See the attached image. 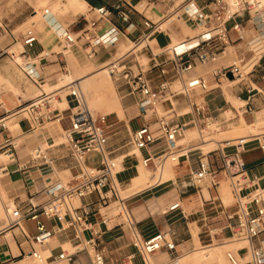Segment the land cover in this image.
I'll return each mask as SVG.
<instances>
[{
    "label": "built area",
    "instance_id": "1",
    "mask_svg": "<svg viewBox=\"0 0 264 264\" xmlns=\"http://www.w3.org/2000/svg\"><path fill=\"white\" fill-rule=\"evenodd\" d=\"M200 0H184V11L188 21L201 28V40L195 44L178 48V46L160 45L158 36L168 37L163 28L162 20L145 19L144 30L132 41L130 49L106 64V70L115 83L121 99H130L142 118L141 126L134 129L130 135L129 145L141 155L140 163L145 168L161 171L169 161L177 162L187 158L197 150L201 152L198 166L191 172V177L199 188L209 182L219 186L220 172L214 169L209 160L212 152L205 154L203 150L191 145L180 144L182 133L190 128H196L203 138L207 128L214 126L217 130L225 129L232 119L221 118L219 110L214 109L207 96L220 88L225 81H244L245 67L249 55L254 54V40L248 37L246 25L240 20L242 12L246 11L251 18H264V4L249 0H210L204 8L198 5ZM92 19H86V25L78 32L71 28L56 26L57 34L63 44V50H69L81 43L85 55L94 59L101 50L116 48L132 23V14L136 9L125 1H118L110 6L91 8ZM49 14V10H46ZM115 17L125 28L112 22ZM105 22V27L100 24ZM172 27V25H171ZM198 39V38H196ZM15 42L22 44L19 53H8L14 60L29 59V51L39 43V37L33 29L27 30ZM242 43L241 52H236L230 62L222 63L230 56V48ZM187 44V42H186ZM65 56L64 53L43 51L39 58L49 61L53 57ZM63 71L68 72V65L63 62ZM35 83L37 73L30 63L22 65ZM199 68L209 71L198 73ZM208 75L211 79H208ZM38 84V83H37ZM212 84H216L215 87ZM39 87H41L39 85ZM67 109L54 107L56 101L62 99L59 90L41 94L33 100L22 102L14 114L28 119L31 130L42 127L48 122L60 125L68 122L64 129L67 144L80 170L65 184H52L39 192L30 195L25 201L15 203L11 208L4 203L6 211L5 226L0 230V237L7 231L21 227V222H36V233L27 238V246L20 244V255L11 256L0 264H14L20 258H29L36 264H57L59 262H74L81 254L87 256L86 262L80 264H106V253L102 242V233L97 228V222L92 221L97 204L107 205L111 197L119 199L116 184L123 170V162L129 157H136L135 152L120 154L126 146L113 148L110 146V131L115 126L109 123L110 115H96L89 108L84 93L77 82L67 84ZM246 113L253 114L250 104H246ZM151 117L148 121L147 118ZM14 138H8L0 146L1 153H9L15 160L16 148ZM240 143H245L241 140ZM229 145V144H228ZM230 146V145H229ZM162 147V148H161ZM159 148V150H153ZM99 156L98 165L87 163L89 156ZM44 162L52 160L42 154L38 157ZM121 159V160H120ZM223 167L232 181V193L235 199L232 216L238 223L232 228L234 242H246L250 254V264H264V248L257 241L264 232V189L254 186L245 188L240 180L244 171L240 165L238 154L223 155ZM139 162V161H138ZM122 166V169L120 168ZM23 168H26L23 167ZM8 165L0 166V179L8 174ZM98 195V200L82 203L88 196ZM180 209V203L171 206L170 210ZM132 229L134 225L130 215ZM53 221L49 228L42 219ZM74 232V242L71 249L61 248L56 255L44 257L41 248L52 238ZM87 233L84 237L83 234ZM133 244L138 249L144 263L151 256L162 251L175 252L176 244L171 232L161 231L146 239L132 234ZM25 247V248H24ZM133 257V256H131ZM230 264H244L237 252L226 253ZM132 259V258H131Z\"/></svg>",
    "mask_w": 264,
    "mask_h": 264
},
{
    "label": "crops",
    "instance_id": "2",
    "mask_svg": "<svg viewBox=\"0 0 264 264\" xmlns=\"http://www.w3.org/2000/svg\"><path fill=\"white\" fill-rule=\"evenodd\" d=\"M118 1H125L136 9V11H134L132 14L131 26L128 30H126L122 37V40L125 38L126 41H123L120 44V49L116 47L110 50V56L113 55L114 57L124 53L130 47L128 44H131V42L136 39L144 30V20L146 18L149 19L146 12L140 11L138 9L144 5V0H79L81 5L84 6V9H88V13L87 15L82 14V16L76 18L67 28H71L73 31L82 30L86 23L81 24V21H86L85 18L92 19L94 17V13L90 11L91 8L110 6L117 3ZM208 1L210 0H200L198 5L205 8ZM1 13L3 18L0 16V146L5 142L6 139L14 138L13 131L10 128L11 123L15 122L19 125V128H17V131L20 133L19 136H23L24 134L34 131L31 130L28 119L22 115L14 114V112L22 102L27 103L36 98V96L39 95L37 94L38 91L41 94L42 90L44 89L42 84L39 83V80H42L46 85L49 84L53 86L61 84L64 81V77L66 75H69L72 81H80L90 74V72H86L84 68L81 69L79 67L73 70L76 79L73 77V72L65 74V72L62 70L63 62L67 63V61L64 59V56H59V58L63 60L62 62L58 60L57 57H53L55 60L51 58L49 61H41L39 58L40 54L43 51H47L50 46L46 43H42L39 40V43L29 51V59L22 58L26 60V63H30L32 70L37 73L38 77H36L35 80L38 84L35 83L34 79L27 74L22 65L8 54V47L10 46L8 40L9 37L13 40V43L15 42V38H21H18L14 34V31L25 24L27 17L23 12L19 13L18 10L13 11L7 8H2ZM173 15L176 17L177 14ZM173 15H170L162 21L168 20ZM240 20L247 27L248 37L253 39L255 41L254 43L262 42L264 38H262L261 35L264 31L262 30L264 24L261 22V20H256L254 17L251 18L250 14L246 11L241 13ZM112 22H115L118 26L125 28V26H123V24L115 17H112ZM173 22L174 20H171L167 27H171ZM55 24L56 26L64 28V24L59 20ZM105 25V22H102L99 27L103 29ZM258 30H261L259 31V36L255 38L249 36V33L253 34L258 32ZM200 33L201 31L197 34L192 31V34H187V37H182L183 33L180 32L168 34V37H166L167 44L170 46H178V48H185L186 46L191 44L193 45L201 40L199 36ZM167 44L162 46H166ZM242 49V43L232 46L230 48V56L227 58V60H223L222 63L230 62L232 56L235 55L236 52H241ZM70 52L71 51L69 50V53ZM101 53L104 54L105 51L101 50L97 56H99ZM254 56L255 51L253 56L249 55V60ZM105 58L110 57L100 56L96 58L93 65L96 66L100 63L103 64V60ZM110 60L112 59L110 58ZM109 61L100 67L103 68V66H105ZM47 64L51 65L49 66ZM57 66L61 69V71H63V76H59L57 72ZM198 70V73L203 74L209 71V69L202 70V68H199ZM246 74H250V80L246 79L239 82V87L235 91L238 100L243 102V106L240 107V113H242L243 118L240 119V113L236 112L235 118L232 119V122L229 124V126L233 123L234 119H236L235 123L241 127H250L254 128L253 130H255V126L258 125L259 132L250 133L247 136L234 139V142L229 140L230 143H227L224 147L212 151V154L209 155V160L212 167L221 171L219 176V186L214 187L210 183L205 182L202 188H199L194 183L191 177V172L198 166L199 158L202 157L201 152L197 150L196 152L191 153L187 158H182L179 163L172 165L171 178L166 181L156 183L153 186L127 198L124 201V206L130 215L135 232L132 229L130 219L125 215L124 209L121 208V211L119 208L120 205L123 207L120 199H118V201L115 203H112L110 199L107 205L97 204L95 206V214L92 217V221L97 222V228L100 233H102L101 239L107 250L106 264H129V262L132 264H147L144 263V260L138 252V249L133 244L134 237L132 234L134 233L141 239H146L161 231L171 232L172 234V240L176 244V251H162L155 253L151 256L148 264H183L182 262H184V264H208L206 260H210L209 258H198L191 260V257L195 255V252L199 248L213 246L207 245L208 242H213L214 240H218L220 242L225 241V243L221 244L223 247V252L228 246L243 243L234 242L232 239V228L238 223L237 218L231 215L234 209V204L228 206L225 205L220 194L222 188L220 184L225 180L226 177H228L226 172L221 170L223 167L222 157L226 153L225 148L228 144L230 146H235L238 141L244 139L246 145L238 155L240 165L244 171L243 176H239L240 182L245 186V188L254 186L252 189L256 187L264 189V131H261L264 129V47L252 70ZM235 82L236 81H233L231 83ZM39 85L41 87H39ZM212 86L215 87L216 84H212ZM224 93L225 91L220 85L219 89H216L213 93L207 96V100L210 101V105L213 108L217 107L214 109L219 110L220 112H222V110L225 108L223 105V97H225ZM66 101L68 100L66 99ZM122 103L124 108V116L122 117L118 114L117 122L118 124L122 125L125 132L131 135L132 131L134 130L133 123L135 121H139L140 124H142L144 121L142 118H139L138 110L136 106L132 104L130 99H122ZM246 104H250L251 108L254 110L253 114L250 115L246 113ZM68 107L69 103L67 102V107L64 109H67ZM220 117L223 118L225 116L221 113ZM11 119L13 120L11 121ZM150 119L151 117L147 118L148 121ZM59 126L62 130H64L66 127H68V122ZM195 129L196 128H190L184 132L187 142L182 141V144L191 143L193 140H195ZM115 135H117V133L113 134L110 131V146L113 148L120 146V142L113 141V137H115ZM14 139L15 147L17 150H19V152L16 151L15 160H10L8 163L9 172L5 177L1 178V185L3 186L5 193L14 198L16 203H21L25 201L30 195L39 192L43 188L51 186L52 184L45 185V182L48 181L47 173L50 169H54L55 174H58L60 171L64 176H74L80 170V166L74 157H72V161L65 164L64 162L60 161L63 159V157L59 158L60 154L63 153L61 150H50L51 148L61 145L62 143L52 145L46 149L49 157L54 159V162L48 169L43 170L40 168L42 159H32L30 152L37 151L45 142L46 137L43 135V131H41L40 134H36L34 139L25 140L24 137L19 141L17 140V137ZM35 143H37L39 146L35 147ZM191 146L198 147L203 150L200 144H193ZM30 148L31 151L28 152V149ZM156 149L157 148H154L153 150L155 151ZM157 150H159V148ZM230 150L233 151L234 147H231ZM121 152L122 151H119L118 155ZM141 155L144 157L146 154L144 152ZM1 156L2 155H0V157ZM2 162H4V160H1L0 158V163ZM140 165L141 163L139 156H137V158L133 156V161L130 158L124 160L123 170L119 176L128 173L129 177L128 179L122 181L123 185L128 186L129 188L130 181L140 175ZM25 166L26 168H23ZM148 169L150 170L151 168ZM137 173L139 175H137ZM119 176L118 181L120 182ZM205 185H207L206 191H204ZM98 199V195L95 194L88 196L85 200H82V203L95 202ZM176 203H180V209L171 211V206ZM121 214L123 216H120ZM45 222H47V226L49 228L54 224L53 221H48L46 219ZM26 225L31 234L27 232L26 233L29 236H33L36 232L34 233L32 231L30 222H26ZM10 234L15 240L20 252L19 245L27 243L26 235L23 233L21 227L13 229ZM83 236L86 237L87 233H84ZM2 238L3 237H0V247L1 245H4ZM56 240L59 243V248H55L54 243ZM73 242V231L58 235L52 238L51 241L47 242V247L43 249V253L50 252L49 256L51 254L56 255L61 251V248L68 245L70 246ZM257 243L264 248V232L261 234ZM241 248L246 247L242 246ZM57 249H59V251H57ZM236 252L238 256L242 258V262L244 264H250V260H248V258H250V254L248 253L247 249L240 250L239 248ZM14 253L15 252L12 248L7 247L6 253L3 255L6 257L8 256L9 258L11 256H18ZM189 256L190 258H188ZM5 260L6 259L3 258L2 253L0 252V262ZM86 261L87 256L85 254H81L75 258L74 262L68 264H80V262ZM210 261L214 264L212 260ZM17 264L31 263L25 259H22L17 262ZM223 264H226L225 259Z\"/></svg>",
    "mask_w": 264,
    "mask_h": 264
},
{
    "label": "rangeland",
    "instance_id": "3",
    "mask_svg": "<svg viewBox=\"0 0 264 264\" xmlns=\"http://www.w3.org/2000/svg\"><path fill=\"white\" fill-rule=\"evenodd\" d=\"M251 1V0H249ZM184 0H144V5L139 7L138 9L140 11H144L146 12L148 18L150 20L153 21H159V20H164L167 17H169L170 15L173 14H177L176 17L173 15L170 19L174 18V22L172 23V27H167L166 30L168 32V34H172V33H183L182 37H187L188 35H190V33L192 34V31L195 32L196 34L199 33L201 31L200 27H196L194 26V24L190 21L187 20L186 16H185V11L184 9ZM2 8H7V9H11L13 11H17L19 13L23 12L26 17L27 20L25 22V24L17 29H15L14 34L20 38L22 36V34H24L27 30L29 29H33L38 37L39 40L42 43H46L50 46L49 49H47V51L49 52H55V53H64L63 52V44L62 41L60 40V38L58 37L57 34V29H56V22L59 20L64 24V28H67L70 24H72V22L76 19L79 18L80 16L83 15H87L88 13V9H84V6L81 5V3L79 2V0H0V16L2 17ZM46 9H50L51 13L50 14H45L44 11ZM70 9V10H69ZM54 10V11H53ZM35 11H39V16L35 19L32 18V16L34 15ZM86 23V21H81V24ZM77 29V28H76ZM188 31V32H187ZM259 31L256 33H249V36H251L252 38H255L257 36H259ZM76 32H78V30H76ZM188 34V35H187ZM9 44L10 46L8 47V51L10 53L15 52V53H19L20 50H22V44L21 42L13 43V40L9 37ZM126 41L125 38L120 41V44ZM158 41L161 45H165L167 44V38L163 35L158 36ZM120 44L117 46L118 49H120ZM128 46H132V44H128ZM70 53L65 52L64 53V59L67 61L68 64V72H66L65 74H69L70 72H73V77L76 79L75 77V73H74V69L79 67L81 69L84 68V70H86V72H90L89 75H91L92 73H94L95 71L97 72L100 68L101 65H103L104 63H106L107 61L110 60V58L113 60L117 57L114 58V56H110L111 51L107 50L105 51V53H101L99 56L95 57L94 59H89L85 53L84 50L80 44H77L76 46H74L73 48L70 49ZM117 53V52H116ZM115 53V54H116ZM105 57L108 56L110 58H105L103 61L104 63H100L99 65H93L94 61L96 60V58L98 57ZM55 60V58H53ZM52 59V60H53ZM111 60V61H112ZM16 61L18 63H20L21 65H24L26 63L25 59H20L19 56L17 57ZM47 65H51V64H47ZM58 67V66H57ZM56 67V68H57ZM90 67V68H89ZM88 68V69H86ZM104 69V66L103 68ZM57 72L59 74V76H63V71H61V69L58 67ZM88 75V76H89ZM245 78L250 80V74H245ZM208 79H211V76L208 75ZM71 78H69V80H67L65 83L67 82H71ZM81 82V81H79ZM240 81L237 80L235 83H230L229 81H225L224 84L228 87H223L224 91H225V97H223L224 100V110H222V112H218L219 114L222 113V115L224 114L225 117L223 118H235V114L236 112L240 113V107L243 106V102L239 101L237 98V94H236V90L239 87V83ZM39 83L42 84L43 89L45 92H49L50 90L47 88L46 84L43 83L42 80H39ZM109 83H110V87H104L102 88L100 91H94L91 90L90 88H87L86 86H83V92L86 96V100L89 103L90 108L93 110V112L96 115H110V118L108 120L109 123H114L115 126L113 127V129L111 130V133L115 134L117 133V135H115V137H113V141L114 142H120V146H126L121 154H125V153H132L134 152V149L131 148V146L129 145L130 142V135L129 133L125 132L124 128L122 127L121 124H118V110L119 108L122 109V111L124 110L123 108V103H122V99L121 96L119 95V93L117 92L116 86L114 81L112 80V78H110L109 76ZM112 90H114L117 95H118V99L115 101H111V102H106V98L110 96V94L112 93ZM62 94H60V96H62V98L64 100H66L65 96L67 94L66 90H62L61 91ZM229 92V95H228ZM37 94H40V92L38 91ZM111 106L115 112L114 113H109V106ZM54 107H58L57 102L54 103ZM217 108V107H214ZM264 109V108H263ZM124 116V115H123ZM243 118L242 113H240V119ZM13 119H11L12 121ZM235 120L233 121V123L225 129L222 130H217L214 126H211L210 128H207L204 133H203V138H200V134L199 132L195 129V133H196V138L195 140H193L191 143H184V144H191V145H205L207 139H216L219 141V145L216 147V150L219 149V147H224L225 144L230 143L229 140H232L231 142H234V139L243 137V136H247L250 133H257L259 132V126L256 125L255 126V130H253L254 128H250V127H243L241 128V126L237 125V123H235ZM139 121H135L133 123V127L134 129L138 128L141 126V124ZM12 125V126H11ZM10 128L13 131V137H17V140L19 141L20 139H22L23 137L26 139H34L36 134H40L43 128L46 127H53L54 130L56 131L57 127H58V123L56 122H48L46 124H44L42 127L36 128L33 132L24 134L23 136H19V132L17 131V127H16V123L14 122L13 124L11 123ZM117 125V126H116ZM243 126V125H242ZM261 131H264L261 130ZM57 135L61 141V145H58L56 147L51 148V151H56V150H61L60 157L62 158L60 161L66 163H69L70 161H72L71 159H73L72 157V152L70 150L69 145L67 144L65 135H64V130L61 129H57ZM15 141V139H13ZM181 141H186V136L185 134L183 135V137L181 138ZM209 141V140H208ZM241 141V140H240ZM181 143V142H179ZM246 143H240L237 142L235 146H229L227 145V147L225 148V154L226 155H233V154H240L241 150L244 149ZM39 145L37 143H35V147H38ZM234 147V150L231 151L230 148ZM49 150V151H50ZM17 152H19V150H16ZM31 151V148L28 149V152ZM70 153V154H68ZM66 154V155H65ZM68 154V155H67ZM137 154V153H136ZM120 156V154L118 155ZM33 157V156H31ZM130 159H132L133 161V156L129 157ZM30 159V158H29ZM1 160L6 161V158L3 157ZM121 160V159H120ZM100 162V158L99 156H89L87 163L90 165H98ZM63 163V164H64ZM172 163V162H171ZM6 164V163H5ZM168 162V164L166 165L164 172L162 174H160V171H153L152 169H145L142 165L139 166V174L141 173V171H144L147 176L150 179L153 178H157L160 177L161 175H163L165 173V171L172 167ZM1 166V165H0ZM40 168L45 170L50 168V165L45 163L43 160L41 161V165ZM122 169V166L120 167ZM80 169V167H79ZM59 171V170H58ZM52 174V175H51ZM137 173V175H139ZM49 176V177H48ZM151 176V177H150ZM73 176H64L60 171L58 172V174H55V170L54 169H50L47 173V178L48 181L45 182V185H49V184H63L68 182ZM129 174L125 173L119 176L120 179V184H118V190H119V198L122 200V197H124V192L128 190V186L123 185L122 181L128 179ZM50 178V179H49ZM169 179V178H168ZM166 179V180H168ZM1 180L0 179V212H2L4 214V210H3V204L13 201L14 198L10 197L8 194L5 193L3 186L1 185ZM165 180V181H166ZM240 180V178H236L235 181ZM131 182V181H130ZM209 183V182H208ZM122 184V185H121ZM130 184V183H129ZM232 181L230 177H226L225 180L220 184L221 191V197L223 199V202L225 205H231L235 203V199L232 193ZM207 190V185L204 186V191ZM130 194V193H128ZM127 194V195H128ZM122 196V197H121ZM229 196V198H228ZM126 200V199H125ZM125 200H122V203H124ZM2 201V202H1ZM111 201L112 203H115L118 201L117 198L111 197ZM119 205V204H118ZM120 210L122 211L121 208H123L121 205L119 206ZM118 208V209H119ZM120 216H123L122 214ZM4 221H5V214H4ZM42 221L44 223L45 219H42ZM30 227L32 229V231L35 233L36 232V222L32 221L30 222ZM6 234L2 235V242L4 243V245H1L0 247V252L2 253V256L4 259H8L9 257L3 255L4 253H6L7 247H10L13 249V251L15 252V255H19V248L15 242V240L12 238L11 234L8 237H4ZM231 242V241H230ZM225 243V241L220 242L218 240H214L213 242H208L207 245H219ZM55 248H59V243L56 242L54 243ZM248 244L246 242H243L242 244H238V245H233V246H228L224 249L223 252V258L225 259L226 264H230L229 261L227 260L226 257V253L229 251H233L236 252L239 248H241L242 246H247ZM24 246H27L26 243H24ZM47 246H44L41 249H45ZM64 249H71V245L70 246H65L63 247ZM57 251H59V249H57ZM43 256L45 257V255L43 254ZM210 260L213 261V258H209ZM210 260H206L208 262V264H213ZM248 260H250V258H248ZM29 262H33V264H36L34 262V260L30 259ZM214 262V261H213ZM224 262V261H223ZM184 264V262H182ZM222 263V262H221ZM218 262H214V264H221ZM129 264H132L131 262H129ZM223 264V263H222Z\"/></svg>",
    "mask_w": 264,
    "mask_h": 264
},
{
    "label": "bare ground",
    "instance_id": "4",
    "mask_svg": "<svg viewBox=\"0 0 264 264\" xmlns=\"http://www.w3.org/2000/svg\"><path fill=\"white\" fill-rule=\"evenodd\" d=\"M252 2H259L261 4H264V0H251ZM46 10H49V14L51 13L50 9H46ZM46 10L44 11V13L46 14ZM70 10V9H69ZM54 11V10H53ZM39 11H35L34 15L32 16L33 19L37 18L39 16ZM175 17H173L172 19H168V20H165V21H162V24H163V28L166 30L167 26L170 24V21L171 20H174ZM257 20V19H256ZM254 21V20H253ZM264 22V18L262 20ZM264 24V23H263ZM264 30V25H263V29ZM262 34V33H261ZM262 38H264V31H263V34L261 35ZM132 44V42H131ZM131 47V46H130ZM130 47L128 48V50L130 49ZM253 47H254V51H255V56L253 58H251L249 60V62L247 63L246 67H245V73H248L252 70V68L254 67L255 63L258 61L259 59V55L261 53V51H263V47H264V39L262 40V42H256L253 44ZM70 50V49H69ZM69 50H63V52H68L69 53ZM128 50H126L125 52H127ZM124 52V53H125ZM122 53V54H124ZM122 54L120 55H117L115 57H118V56H121ZM114 57V58H115ZM20 58V57H19ZM22 59V58H20ZM111 61V60H110ZM109 61V62H110ZM106 66V65H105ZM104 66V69L100 68L97 72L95 71L94 73H92L91 75L81 79L79 81L77 80H74V81H71V82H77L78 86L80 87L81 91L83 92V86H86L87 88H90L91 90H94V91H100L102 88L104 87H107L109 86L110 87V83H109V74L106 70V67ZM70 76L69 75H66L64 77V81L59 84V85H49L47 84V88L50 90L48 93H53V92H56L59 90V94H62V90H66V88H64L67 84L71 83V82H67L65 83L67 80H69ZM111 78V77H110ZM72 80V79H71ZM231 83V81H230ZM226 85L223 84L221 85V88L225 87ZM68 91V90H66ZM84 93V92H83ZM85 95V94H84ZM86 97V96H85ZM62 98V96H61ZM66 98V96H65ZM67 99V98H66ZM87 99V98H86ZM118 99V95L117 93L112 90V93L110 94L109 97H107L105 100L106 102H113L115 100ZM58 106H59V109L60 110H63L64 108L67 107V102L66 100H64L63 98L56 101ZM89 105V103H88ZM109 106V105H108ZM58 108V107H57ZM90 108V106H89ZM91 109V108H90ZM91 111L93 112V110L91 109ZM115 110L109 106V113H114ZM118 114L120 116L123 117L124 115V111H122L121 108H119V110L117 111ZM13 124V123H12ZM11 125V124H10ZM60 125V124H59ZM58 125L57 129H61V127ZM12 126V125H11ZM16 127L19 128V125L16 123ZM243 128V127H241ZM57 129L56 131L54 130V128L52 127H46V128H43L42 131H43V135H45L46 137V140L45 142L42 144L41 148H39L37 151H33V152H30V155L33 156L32 159H38V157L42 154H45L47 157H49V154L47 153V148L52 146V145H56V144H59L61 143L58 135H57ZM62 130V129H61ZM185 133L183 132L182 133V136L179 138V142H182L181 141V138L183 137ZM66 138V137H65ZM241 138V137H240ZM238 139V138H237ZM209 140V141H208ZM67 141V140H66ZM240 142V141H238ZM182 144V143H180ZM15 145V144H14ZM217 146H220L219 145V141L216 140V139H207L206 141V144L205 145H202L201 148L203 149L204 153H209V152H212V151H215L216 150V147ZM16 148V147H15ZM220 148V147H219ZM135 153L138 154L139 157H141V154L134 150ZM140 154V155H139ZM0 155H2L0 158L2 159L3 157L6 158V161L0 163V165H8V163L10 162V154L5 152V153H0ZM50 158V157H49ZM54 162V159L53 161L52 160H48L47 164L49 165H52ZM6 163V164H5ZM46 163V162H45ZM170 164H177V162H172L169 161ZM168 164V162L165 164V167L166 165ZM142 165V164H141ZM143 166V165H142ZM172 166V165H171ZM144 167V166H143ZM165 167L163 168V170L160 171V174L164 171ZM145 168V167H144ZM145 169H148V168H145ZM52 175V174H51ZM49 177V176H48ZM151 177V176H150ZM172 177V167L168 168L165 173L163 175H161L160 177H157V178H153V179H150L147 174L144 172V171H141L140 175L133 178L132 181L130 182V186L128 188L127 191L124 192V197H122V200H125L151 186H153L154 184L156 183H159V182H163L165 181L166 179L168 178H171ZM50 179V178H49ZM71 180V179H70ZM69 180V181H70ZM67 183V182H66ZM65 184V183H63ZM116 184L118 186L119 181L117 180L116 181ZM130 193V194H128ZM128 194V195H127ZM120 199V198H119ZM121 200V199H120ZM121 200V202H122ZM3 204V210H4V214L6 215V211H5V208H4V202H2ZM8 206L13 208L15 203H14V200L13 201H10V202H7ZM123 204V209H124V212H125V215L128 217V212L126 211V208L124 206V203ZM4 214L2 212H0V230L4 228L5 226V221H4ZM129 218V217H128ZM21 229H23L25 232L31 234V232L29 231L27 225H26V222L25 221H22L21 222ZM4 234H6L4 237H8L10 235V231H7L5 232ZM52 240V239H51ZM49 240V241H51ZM47 245V244H46ZM69 246V245H68ZM42 254L45 255V257H48L50 252H44L43 253V249L40 250ZM213 258V261L214 262H218V263H223L224 259H223V247L221 244L219 245H213V246H210V247H207V248H199L196 252H195V255L193 257H191V260L192 259H198V258ZM190 258V256L188 257ZM22 259H25L27 261H30L29 258L25 257V258H20L19 260H17L14 264H17V262H19L20 260ZM31 264H33V262H30ZM221 263V264H222ZM57 264H68V262H59Z\"/></svg>",
    "mask_w": 264,
    "mask_h": 264
}]
</instances>
